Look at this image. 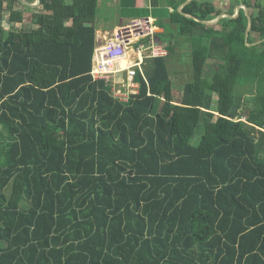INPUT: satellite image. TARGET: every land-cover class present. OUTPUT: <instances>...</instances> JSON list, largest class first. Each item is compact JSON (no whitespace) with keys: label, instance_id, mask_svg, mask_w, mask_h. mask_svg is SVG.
<instances>
[{"label":"trees","instance_id":"1","mask_svg":"<svg viewBox=\"0 0 264 264\" xmlns=\"http://www.w3.org/2000/svg\"><path fill=\"white\" fill-rule=\"evenodd\" d=\"M40 1L0 0V264H264V7L247 43L244 11L205 38L212 6L176 11L192 81L176 102L152 59L123 104L90 76L99 0Z\"/></svg>","mask_w":264,"mask_h":264},{"label":"built area","instance_id":"2","mask_svg":"<svg viewBox=\"0 0 264 264\" xmlns=\"http://www.w3.org/2000/svg\"><path fill=\"white\" fill-rule=\"evenodd\" d=\"M154 35L152 23L144 21L120 29L110 38L101 39L96 33L90 71L92 80L110 84L111 96L120 103L128 104L139 94L141 80L148 83L146 61L169 55L167 47L155 40ZM125 61L127 65L123 68Z\"/></svg>","mask_w":264,"mask_h":264},{"label":"crops","instance_id":"3","mask_svg":"<svg viewBox=\"0 0 264 264\" xmlns=\"http://www.w3.org/2000/svg\"><path fill=\"white\" fill-rule=\"evenodd\" d=\"M104 1V0H99ZM111 5L115 8L118 6V15L121 16L120 24L112 28V32L105 28V23L96 22V33L100 34L101 39L103 37L110 38L117 31L122 28L125 21L128 22L127 26L134 22L144 21L152 23V31L155 33L154 39L159 40L162 43V36L168 27L172 26L171 20L175 12L182 13L183 9L191 2L197 1L202 5L212 6L215 13L208 16L207 21L201 22L205 26L207 32L222 33L223 25L222 20L226 18L234 19L240 11H244L246 16H250L252 9H248V6H254V4H259L264 7V0H109ZM30 5L37 4V0H27ZM34 13L41 12L39 7L26 6ZM219 13V15H217ZM28 14H32L31 12ZM4 21H0V26L4 25L6 22V17L8 16V11L3 12ZM186 18L192 19L190 15H184ZM195 18V17H194ZM196 21V20H194ZM105 22V21H104ZM197 22V21H196ZM107 24V23H106ZM98 26V27H97ZM126 26V27H127ZM37 27L30 23L23 26L24 32H30V30H35ZM212 36V34H211ZM101 42V41H100ZM165 42V41H164ZM188 44L190 42L188 41ZM234 44H242L241 42H235ZM168 50V47H167ZM212 66V64H211Z\"/></svg>","mask_w":264,"mask_h":264},{"label":"rangeland","instance_id":"4","mask_svg":"<svg viewBox=\"0 0 264 264\" xmlns=\"http://www.w3.org/2000/svg\"><path fill=\"white\" fill-rule=\"evenodd\" d=\"M111 2L109 0H104L103 2L100 1L98 4L97 8V16L95 20L96 22H102L105 23V28L109 31V33L112 32V28H114L116 25L120 24L121 16L118 15V10L119 7L117 6L116 8L110 4ZM105 21V22H104ZM201 22V21H200ZM107 23V24H106ZM128 24L127 21L123 23V26L126 27ZM98 27V26H97ZM8 28H6L7 30ZM199 32H201L200 36L202 38H205L207 36L211 37V32H207L205 27L204 28H196ZM195 29V32H196ZM31 31V30H30ZM24 32V31H23ZM179 27L177 24L172 25L167 28L165 31L164 35L162 36V45L166 46L169 48L170 44H173V54L172 56H169L170 58V63H171V69L173 70L174 74L172 76V81L174 82V100L176 102H179L182 96V91L184 85L192 81L193 79V73H192V59H191V47L187 46L189 39L186 36H179ZM29 33V32H28ZM205 34V35H204ZM165 41V42H164ZM199 41H201L199 39ZM203 42H206L205 40ZM258 43V42H257ZM260 43V42H259ZM192 44V43H190ZM234 48H241L244 46V44H233ZM172 48V49H173ZM211 63V61H210ZM208 67V65H207ZM209 70H207L204 74V77L209 79L210 81L212 80V76L214 75L213 71L211 70L212 66L211 64L209 65ZM236 90L234 91V96L236 98L237 102H244L246 99V94L250 92H253L255 89V84H250L248 86H238L235 88ZM215 95V93H214ZM213 95V96H214ZM251 96V95H250ZM217 102V96H214V106H216ZM202 133V128L201 130L198 131L196 138L199 139L200 135Z\"/></svg>","mask_w":264,"mask_h":264},{"label":"water","instance_id":"5","mask_svg":"<svg viewBox=\"0 0 264 264\" xmlns=\"http://www.w3.org/2000/svg\"><path fill=\"white\" fill-rule=\"evenodd\" d=\"M22 1V3L25 5V6H30V7H39L40 6V4H41V1L40 0H37V4H35L34 6L33 5H30L29 3H27V0H21ZM248 17V20H249V24H248V29H247V33H246V39H245V42L247 43V41H248V36H249V32H250V30H251V28H252V23H251V19L249 18V16H247ZM192 19L193 20H196L197 22H199V23H201L198 19H196V18H194V17H192ZM257 44H260L259 42L258 43H256V45Z\"/></svg>","mask_w":264,"mask_h":264},{"label":"bare ground","instance_id":"6","mask_svg":"<svg viewBox=\"0 0 264 264\" xmlns=\"http://www.w3.org/2000/svg\"><path fill=\"white\" fill-rule=\"evenodd\" d=\"M126 66V64L125 63H123V68Z\"/></svg>","mask_w":264,"mask_h":264}]
</instances>
